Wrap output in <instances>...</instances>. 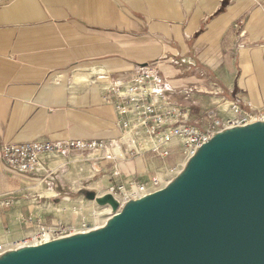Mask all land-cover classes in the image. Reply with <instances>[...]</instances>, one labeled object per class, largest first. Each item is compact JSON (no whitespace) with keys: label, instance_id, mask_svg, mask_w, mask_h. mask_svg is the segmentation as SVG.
Instances as JSON below:
<instances>
[{"label":"crops","instance_id":"1","mask_svg":"<svg viewBox=\"0 0 264 264\" xmlns=\"http://www.w3.org/2000/svg\"><path fill=\"white\" fill-rule=\"evenodd\" d=\"M149 65L165 80L167 102L188 109L193 123L221 100L263 111L264 0H0V150L117 139L107 103L114 96L103 88ZM158 161L118 167L126 178L146 179L183 159ZM47 164L50 173L19 174L0 157L2 242L27 238L37 223H70L67 198L58 197L86 185L102 193L113 170L104 162L92 178V166L70 155Z\"/></svg>","mask_w":264,"mask_h":264},{"label":"water","instance_id":"2","mask_svg":"<svg viewBox=\"0 0 264 264\" xmlns=\"http://www.w3.org/2000/svg\"><path fill=\"white\" fill-rule=\"evenodd\" d=\"M101 228L9 251L0 264H264V121L217 133L163 190L120 209Z\"/></svg>","mask_w":264,"mask_h":264},{"label":"built area","instance_id":"3","mask_svg":"<svg viewBox=\"0 0 264 264\" xmlns=\"http://www.w3.org/2000/svg\"><path fill=\"white\" fill-rule=\"evenodd\" d=\"M242 26V21L235 25L236 28ZM103 92L104 96H114L107 103H112L116 111L115 126L119 131L117 139L36 140L5 144L0 150L3 163L19 174H46L51 171L48 160L70 155L74 158V163L90 164L92 178H95L100 174V171L97 173V168L104 162H111L113 170L109 172V185L104 192H95L99 196H114L121 209L130 201L140 200L163 190L182 170L179 171V166H175L167 170L164 177L156 173L146 179L138 175L126 178L119 169V164L143 157L164 162L173 155L187 163L217 133L264 121V110L254 112L252 104L241 106L222 100L218 108L204 111L200 122L193 123L188 109L167 102L165 80L155 65L141 68L130 78H115L103 88ZM81 198L83 203L85 198ZM11 203L10 200H4L1 205L9 208ZM97 228L99 226L93 225L91 220L83 216H80L79 223L75 226L57 224L45 228L39 225V230L22 242L4 243L0 240V256L19 248L40 246L77 234H86Z\"/></svg>","mask_w":264,"mask_h":264},{"label":"rangeland","instance_id":"4","mask_svg":"<svg viewBox=\"0 0 264 264\" xmlns=\"http://www.w3.org/2000/svg\"><path fill=\"white\" fill-rule=\"evenodd\" d=\"M221 102H222V100L219 101V102L213 103L212 106H211L212 107L211 109L218 108L219 107V103H221ZM211 109L209 108L207 110H211ZM207 110H205V111H207ZM197 123H199V122H197ZM148 158H150L152 160H155L152 157H148ZM149 161H151V160H149ZM158 163H160V162L158 161ZM185 163H186L185 160L180 163V166H179V169H178L179 171H181L183 169V166H184ZM161 167L162 166L157 168L155 174L159 173V174H161L164 177L166 175L165 174L166 171L169 170L171 167L166 168V170L161 168ZM155 174H153L152 176H154ZM92 187L93 186L86 185V187L84 189L82 188L81 190H85V189L91 190L89 188H92ZM67 194H69V195H67ZM81 197H82V195L80 194V191L78 193H76L74 196L71 195L70 191L69 192L67 191L66 194L61 195L60 197H58V199L61 202L65 201L64 199L67 198L68 202L66 203L67 204V208L66 209L70 210L68 213L70 214L71 219H72V221H70V223L68 221L67 223H63V224L64 225L65 224H71L72 226H75L76 224L79 223L80 216H83L84 218H87V219L91 220L93 225L99 226V228L103 227L104 224H105V221L109 217V213H106V208L107 207H104L102 209H98V207L94 203H90L86 199L82 203V198ZM63 203H65V202H63ZM64 216H65V214H64ZM39 225H42L45 228H50L51 226H55L57 224H51V223L50 224H41V223H37V225L32 228L33 232L31 234H33L35 231L39 230L38 229ZM23 240L18 241V242H22Z\"/></svg>","mask_w":264,"mask_h":264},{"label":"bare ground","instance_id":"5","mask_svg":"<svg viewBox=\"0 0 264 264\" xmlns=\"http://www.w3.org/2000/svg\"><path fill=\"white\" fill-rule=\"evenodd\" d=\"M185 166H186V163L184 164L183 169H184ZM103 208H104V207H103ZM109 212H110V208L107 207V208H106V213H109ZM110 218H111V216H110V213H109V217H108L107 220L105 221V224L110 220ZM105 224H104V225H105ZM100 228H101V227H100ZM97 229H99V228H97ZM97 229H96V230H97ZM31 235H32V234H31ZM31 235H29V236H31ZM29 236H28V237H29ZM28 237H27V238H28Z\"/></svg>","mask_w":264,"mask_h":264}]
</instances>
